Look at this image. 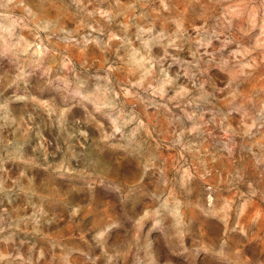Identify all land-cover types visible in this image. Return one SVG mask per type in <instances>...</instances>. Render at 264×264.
<instances>
[{"label":"clouds","instance_id":"1","mask_svg":"<svg viewBox=\"0 0 264 264\" xmlns=\"http://www.w3.org/2000/svg\"><path fill=\"white\" fill-rule=\"evenodd\" d=\"M106 2L108 10L98 12ZM208 3L227 4L231 20L207 38V30L199 28L196 44L207 48L220 40L222 47L207 60L193 52L194 63L185 65L168 51H182L186 37L177 0H0V264H264L260 215L241 222L237 207L234 226L227 223V202L221 205L214 199V189L205 195L196 183L201 173L188 161H177L176 176L161 180L169 168L160 149L183 153L189 136H202L215 123L194 119L213 95L205 91L199 65L207 64L209 74L213 65L225 70L232 65L245 78L259 67L224 49L237 42L232 20L239 24L241 38L258 32L257 38L264 40V0ZM119 17H124L120 24L125 32L136 28L141 47L122 40L125 52L121 56L117 49L118 63L106 61L96 72L82 65L78 74L67 56L52 60L59 43L85 48L99 44L98 37L87 36H103ZM161 18L174 30L157 32ZM85 30L87 36L81 35ZM154 42L164 48L163 56L153 55ZM172 64H181L183 70L170 75ZM217 78H223V71ZM153 108L165 116L166 129L148 120ZM176 110L191 111V127L174 122ZM42 126L49 130L47 144L56 152L58 165L47 163ZM256 126L253 121L247 127ZM28 132L32 138L26 140ZM162 135L168 139L161 141ZM37 143L43 159L41 151H33ZM249 188L251 200L257 189ZM259 198L264 200V191ZM198 199L200 207L215 215L194 217L193 211H200ZM35 204L46 211L29 212ZM41 216L47 217L43 224ZM63 218L76 224L71 238L52 235ZM201 219L216 222L210 227L213 237L199 236ZM254 238L251 256L238 251Z\"/></svg>","mask_w":264,"mask_h":264},{"label":"rangeland","instance_id":"2","mask_svg":"<svg viewBox=\"0 0 264 264\" xmlns=\"http://www.w3.org/2000/svg\"><path fill=\"white\" fill-rule=\"evenodd\" d=\"M110 2V0H108ZM180 11L184 13L183 28L186 30V37L183 42V49L178 54L173 49H168L173 55H177L180 61L185 62V65L194 63L192 56L193 52H199L203 60H207L208 54L213 53L217 48L222 47L220 40H213L211 46L200 47L196 44L199 39L197 30L202 26L207 30L204 34L205 38L216 31H223L228 25L231 17H226V13L230 10L227 4H210L208 0H200V2L187 4L186 0H177ZM92 5H89V11H92ZM107 2L99 5L98 12L107 11ZM194 11L199 13L201 18L194 15ZM167 14H165L166 16ZM97 20L104 23L102 17L97 15ZM124 17H119L103 36L98 33H93L92 36H87L85 30L81 35L87 36L88 40H93V37H98L100 43H88L85 47H75L71 44L59 43L55 49L56 56L52 60L61 58V55L67 56V63L69 67H75L78 74L82 73L81 66L83 65L90 72L103 70L108 64L118 63L117 49L119 55H124L125 49L120 47L122 40H131L133 46L140 48V41L136 39L137 32L134 26H131L125 32L120 24ZM234 27L232 31L236 37V43L229 44L225 47V52L238 53V58L241 60L255 61L259 67L250 77L239 76L237 70L232 65H229L227 70L218 66H212V72L209 74L206 69L207 64L201 63L199 68L203 75L201 79L205 81V91L212 93L209 97L211 103L201 106V110L196 113L194 119L202 118L205 121L215 120V123H210L204 130L203 135H191L188 137L187 150L183 153L178 148L163 147L160 149L159 155L167 163L169 172L162 177V181H166L172 176H176L177 161L183 163L188 161L195 165V170L201 173V179L196 181L201 185L205 195L209 190L214 189L212 193L213 198L217 199L221 205L227 202V206L231 209L229 213V221L232 224L235 219V210L240 209L241 222L245 219H251L253 216L260 215L264 219V200H261L260 193L264 191V40L258 39V32L253 33L249 37L241 38L239 34V24L232 20ZM167 29L168 32L174 30V25L168 23L163 18L157 20L156 30ZM227 35V33H225ZM113 37H119L115 39ZM79 39V37H77ZM55 43V41H54ZM107 48V50H103ZM152 53L156 57L164 55V48L159 43H153ZM169 67V64H165ZM183 69L181 64H172L170 67V75H175ZM223 71V78H217V73ZM118 78H123V73L115 74ZM235 75V78H234ZM182 79H184L182 77ZM219 88L221 91L215 92L214 89ZM191 111L180 112L176 110L173 114L175 123H181L191 127L193 121L188 119ZM147 118L158 129H166L168 127L165 116L160 114L156 109H150L147 113ZM178 118V119H177ZM253 121L256 122L255 128L248 129ZM39 131L45 138V146L50 154L47 163L50 165H58L60 160L56 158L57 154L54 149L47 144L51 139L47 127L42 126ZM236 133L231 135L230 133ZM244 132H250L244 135ZM32 132H28L25 139H31ZM161 141H166L168 137L162 135L159 137ZM33 151H41L40 144L37 143ZM41 158L43 159V152L41 151ZM207 172L208 175H204ZM187 173H185L186 175ZM257 189L255 195L251 200L247 199L250 194V188ZM196 205L200 207L199 199ZM46 211L42 204H35L34 208L28 211ZM23 212V209H21ZM91 206L87 215H91ZM195 216H213L215 213L206 206L200 207V211H193ZM47 217H40L43 224ZM62 227L53 233V236H63L71 238L75 233L76 224L69 218L61 220ZM215 221L206 223L203 219L200 221L198 229L199 236L202 239L213 237L210 230ZM221 229L223 225H217ZM234 226V224H232ZM256 239L249 241L243 249L251 256L252 249L256 246Z\"/></svg>","mask_w":264,"mask_h":264}]
</instances>
